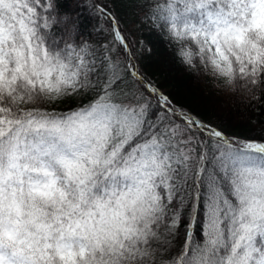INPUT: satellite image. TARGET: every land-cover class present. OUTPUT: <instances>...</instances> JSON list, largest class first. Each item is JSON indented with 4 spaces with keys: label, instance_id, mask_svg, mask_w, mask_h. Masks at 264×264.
<instances>
[{
    "label": "snow or ice",
    "instance_id": "6c2138e0",
    "mask_svg": "<svg viewBox=\"0 0 264 264\" xmlns=\"http://www.w3.org/2000/svg\"><path fill=\"white\" fill-rule=\"evenodd\" d=\"M122 2L190 72L264 96V0ZM89 6L99 43L58 0H0V264H264V135L178 105Z\"/></svg>",
    "mask_w": 264,
    "mask_h": 264
},
{
    "label": "trees",
    "instance_id": "16d2710c",
    "mask_svg": "<svg viewBox=\"0 0 264 264\" xmlns=\"http://www.w3.org/2000/svg\"><path fill=\"white\" fill-rule=\"evenodd\" d=\"M99 2L115 9L135 41L147 44L148 49L138 53L140 66L178 105L219 125L229 135L241 138L264 135V96L252 99L249 95L221 91L216 81L187 70L177 57V46L152 27L139 25L134 9L127 3L122 0ZM58 5L61 13L78 16L80 38L96 43L106 39L95 31L99 20L89 6L90 0H58Z\"/></svg>",
    "mask_w": 264,
    "mask_h": 264
},
{
    "label": "rangeland",
    "instance_id": "374dc122",
    "mask_svg": "<svg viewBox=\"0 0 264 264\" xmlns=\"http://www.w3.org/2000/svg\"><path fill=\"white\" fill-rule=\"evenodd\" d=\"M147 26H149V25H147ZM142 42H143V51L141 53H143L144 51H146L148 49L147 44L144 41H142Z\"/></svg>",
    "mask_w": 264,
    "mask_h": 264
}]
</instances>
